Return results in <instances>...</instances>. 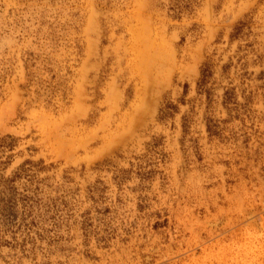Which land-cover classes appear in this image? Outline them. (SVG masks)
I'll return each mask as SVG.
<instances>
[{"label": "rangeland", "instance_id": "obj_1", "mask_svg": "<svg viewBox=\"0 0 264 264\" xmlns=\"http://www.w3.org/2000/svg\"><path fill=\"white\" fill-rule=\"evenodd\" d=\"M190 1L0 0V264H264V0Z\"/></svg>", "mask_w": 264, "mask_h": 264}, {"label": "trees", "instance_id": "obj_2", "mask_svg": "<svg viewBox=\"0 0 264 264\" xmlns=\"http://www.w3.org/2000/svg\"><path fill=\"white\" fill-rule=\"evenodd\" d=\"M190 4V0H171V5L168 6L169 13H171L170 17L179 19L183 10L189 8ZM212 75V65L209 62L204 63L200 68L199 78L196 83L199 93L210 94ZM158 112L159 120L164 121L177 113V106L169 103ZM16 141L17 138L11 135H6L0 139V233L12 232V230L20 228L18 223L20 210L28 207L29 202L32 200L27 195L20 193L16 186V182L20 181L22 174L27 171L25 165L31 164V161H25L11 177H5L3 173L11 160V156L5 154L14 149ZM5 244L9 243L6 241L2 242L0 236V248Z\"/></svg>", "mask_w": 264, "mask_h": 264}]
</instances>
